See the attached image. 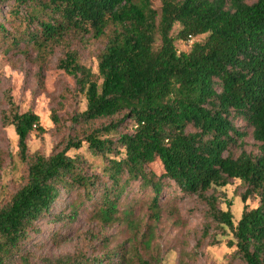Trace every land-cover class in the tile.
I'll return each mask as SVG.
<instances>
[{
  "label": "trees",
  "instance_id": "16d2710c",
  "mask_svg": "<svg viewBox=\"0 0 264 264\" xmlns=\"http://www.w3.org/2000/svg\"><path fill=\"white\" fill-rule=\"evenodd\" d=\"M158 1L157 11L153 0H0V10L4 4L15 6V13L25 10L23 40L38 52L73 40H102L96 71L68 46L57 69L74 78L86 100L70 122L107 120L69 136L48 155L30 158L24 183L0 205V264H37L23 246L37 221L54 218L62 191H78L68 204L73 217L88 201L101 224L122 222L133 241L140 235L149 246L153 225L140 231L130 205L119 208L133 180L148 194L154 223L171 183L197 195L209 217L230 229L226 244L234 255L245 264H264V0ZM0 29L5 30L1 24ZM189 40L187 51L177 48L176 42ZM8 103L3 122L13 126L25 159L29 134L44 129L36 113L20 112L11 98ZM52 120L58 122L54 114ZM248 129L256 153L241 149ZM232 148L241 150L235 156ZM81 149L103 160L105 181L88 172ZM231 180L243 188L236 223L208 194ZM249 198L257 204L249 207ZM121 256L117 264L129 252ZM52 264L105 262L65 257Z\"/></svg>",
  "mask_w": 264,
  "mask_h": 264
},
{
  "label": "rangeland",
  "instance_id": "374dc122",
  "mask_svg": "<svg viewBox=\"0 0 264 264\" xmlns=\"http://www.w3.org/2000/svg\"><path fill=\"white\" fill-rule=\"evenodd\" d=\"M252 2L254 0H247ZM158 11L159 1L153 0ZM15 6L4 4L0 10V205L6 203L11 194L25 180L30 158L36 153L48 155L55 146L71 135L83 129L100 125L107 120L100 119L89 123L72 124L69 117L81 112L86 100L77 88L73 77L57 69L63 52L69 47L78 54L79 61L93 71L97 69L96 54L103 47L102 40L80 42L70 41L66 46H55L46 52H38L29 46L24 38L25 10L13 11ZM16 39V41H13ZM188 42H176L179 50L187 51ZM11 98L20 112L32 111L40 118L44 131L34 130L27 138L26 158L19 154L17 136L12 125H5L3 113L9 112L8 99ZM54 114L58 122L52 120ZM237 125H243L239 120ZM246 152H257V143L250 130L242 139ZM240 148H232L236 156ZM85 158L88 172L98 174L101 182L103 160L85 149L79 150ZM239 180H231L224 187H216L208 192L218 198V206L229 210L232 221L236 223L244 208ZM78 191H62L53 206L54 218L37 221L29 231L23 252L30 261L37 264H52L58 258L101 259L105 264H117L124 251L129 259L123 264H245L234 255V247H228L226 241L232 239L227 226L213 221L207 212V205L197 195L184 194L167 185L160 197L161 214L154 223L148 217L147 192L139 187V181H131L122 196L123 208L126 205L134 210V221L139 223L140 231L146 224L152 226V240L149 246L141 242L140 235L132 240L131 229L122 222L109 225L101 224L91 215L88 201L80 206L73 217L68 204L78 199ZM247 205L257 204L255 198H249ZM119 255L115 256L114 252ZM111 255L108 261L106 255Z\"/></svg>",
  "mask_w": 264,
  "mask_h": 264
}]
</instances>
